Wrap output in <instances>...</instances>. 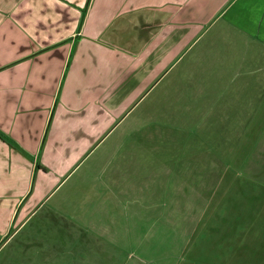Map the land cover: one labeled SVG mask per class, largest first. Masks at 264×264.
<instances>
[{"label": "crops", "instance_id": "1", "mask_svg": "<svg viewBox=\"0 0 264 264\" xmlns=\"http://www.w3.org/2000/svg\"><path fill=\"white\" fill-rule=\"evenodd\" d=\"M173 71L200 80L231 127L259 129L236 143L250 176L264 171V0H0V264H77L80 231L61 225L79 223L58 206L26 227L64 161Z\"/></svg>", "mask_w": 264, "mask_h": 264}, {"label": "rangeland", "instance_id": "2", "mask_svg": "<svg viewBox=\"0 0 264 264\" xmlns=\"http://www.w3.org/2000/svg\"><path fill=\"white\" fill-rule=\"evenodd\" d=\"M199 84L173 71L89 155L66 159L26 229L54 204L79 223L61 225L80 231L77 264H264V171L250 176L236 143L259 129L231 127Z\"/></svg>", "mask_w": 264, "mask_h": 264}]
</instances>
